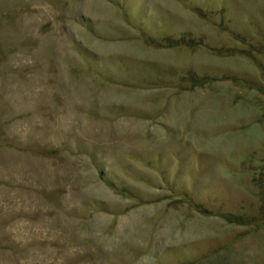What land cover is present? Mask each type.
Segmentation results:
<instances>
[{"label": "rangeland", "instance_id": "obj_1", "mask_svg": "<svg viewBox=\"0 0 264 264\" xmlns=\"http://www.w3.org/2000/svg\"><path fill=\"white\" fill-rule=\"evenodd\" d=\"M0 264H264V0H0Z\"/></svg>", "mask_w": 264, "mask_h": 264}, {"label": "trees", "instance_id": "obj_2", "mask_svg": "<svg viewBox=\"0 0 264 264\" xmlns=\"http://www.w3.org/2000/svg\"><path fill=\"white\" fill-rule=\"evenodd\" d=\"M165 41H166L165 46L168 48L177 47V46H180L183 44L191 47V43H192V41L186 40L184 38L179 39V40H177V39H166ZM225 220L230 224L234 223V224H237L240 226L251 225V224L247 223L246 221H244L243 219H241L239 217H234V216H226Z\"/></svg>", "mask_w": 264, "mask_h": 264}]
</instances>
